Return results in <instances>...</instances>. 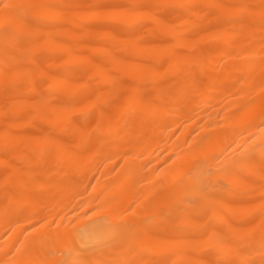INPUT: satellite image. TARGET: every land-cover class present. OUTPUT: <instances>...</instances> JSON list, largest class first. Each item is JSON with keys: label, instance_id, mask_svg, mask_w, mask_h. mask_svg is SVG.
<instances>
[{"label": "bare ground", "instance_id": "obj_1", "mask_svg": "<svg viewBox=\"0 0 264 264\" xmlns=\"http://www.w3.org/2000/svg\"><path fill=\"white\" fill-rule=\"evenodd\" d=\"M81 258L264 259V0H0V264Z\"/></svg>", "mask_w": 264, "mask_h": 264}, {"label": "snow or ice", "instance_id": "obj_2", "mask_svg": "<svg viewBox=\"0 0 264 264\" xmlns=\"http://www.w3.org/2000/svg\"><path fill=\"white\" fill-rule=\"evenodd\" d=\"M3 8L17 7L14 5L4 4ZM27 9H31L32 5L23 6ZM37 7H48V6H37ZM194 79V78H193ZM209 87H213L209 85ZM187 103H191L190 100ZM209 128L212 127L211 124L208 125ZM207 137H203L201 141H199L195 147H199L203 144L204 140ZM193 145H189V149L191 150ZM125 155H129V153H125ZM211 175V172L207 174ZM89 187H93L92 185L85 186V192ZM105 192H101L97 194L93 199L89 200L84 197V193H79L80 199L77 200L76 197H72L74 203H70L68 208L62 212H58L53 215L51 218L45 217L44 219L38 221L39 227H43L47 229V232L41 236V241H50L60 237L64 232H67L69 236H71L72 229L75 228L78 221L82 218L91 219L94 216H99L101 214H106L109 212H115V208L112 205L115 203V200H107L105 199ZM133 209H126V211H132ZM36 230H39L37 226L34 225ZM80 231L77 229V232ZM133 240L140 239V236L132 237ZM18 251V250H17ZM62 264H66V262H62ZM74 264H137L136 261H130L127 259H78L74 261ZM208 264H213L212 261H209ZM246 264H255V262H246ZM259 264H264V259H262Z\"/></svg>", "mask_w": 264, "mask_h": 264}, {"label": "rangeland", "instance_id": "obj_3", "mask_svg": "<svg viewBox=\"0 0 264 264\" xmlns=\"http://www.w3.org/2000/svg\"><path fill=\"white\" fill-rule=\"evenodd\" d=\"M110 26H111V25H109V27H110ZM112 26H113V25H112ZM111 28H112V27H111ZM90 35H92V33H90ZM90 35H89V33H88V36H90Z\"/></svg>", "mask_w": 264, "mask_h": 264}]
</instances>
